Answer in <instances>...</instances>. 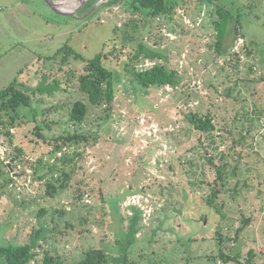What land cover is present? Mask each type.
I'll list each match as a JSON object with an SVG mask.
<instances>
[{"label": "rangeland", "instance_id": "374dc122", "mask_svg": "<svg viewBox=\"0 0 264 264\" xmlns=\"http://www.w3.org/2000/svg\"><path fill=\"white\" fill-rule=\"evenodd\" d=\"M109 1L57 4L62 14L46 0H0V90L16 80L32 97L18 110L13 142L0 136L10 156L24 152L18 164L8 160L13 180L0 163V245L28 242L42 229L40 264L47 251L71 264L92 248L107 250L109 264H238L225 262L222 248L243 264H264V0H168L175 7L160 16L132 0ZM221 9L240 19L243 30L237 37L231 26L224 43L239 57L217 51ZM133 20L140 40L124 37ZM140 41L147 49L136 58ZM67 44L70 56L60 51ZM102 52L119 89L110 110L79 87L87 59ZM156 63L178 70L180 84L139 90L127 67ZM78 99L89 104L83 123L70 115ZM190 112L211 114L213 135ZM79 132L98 140L71 148L82 152L76 170L48 194L53 175L45 173L57 163L49 140ZM209 155L227 163L222 212L207 201L218 186ZM36 166L45 179L34 177Z\"/></svg>", "mask_w": 264, "mask_h": 264}, {"label": "trees", "instance_id": "16d2710c", "mask_svg": "<svg viewBox=\"0 0 264 264\" xmlns=\"http://www.w3.org/2000/svg\"><path fill=\"white\" fill-rule=\"evenodd\" d=\"M118 1L120 0H111L109 1V4H115ZM132 3L140 10H148V13L152 16L163 15L172 11L173 7H175L174 5H171L168 0H132ZM219 13L221 19L220 21L216 22V29L218 31V42L216 44L217 51L222 56L229 54L231 56L236 55L239 57V52H233L232 50L225 52L224 43L227 34L230 32L231 26L235 29L236 36L238 37L239 28L241 27L240 29H242L240 19H234L235 17L228 10L221 9L219 10ZM234 20H236V22ZM132 23L133 24L131 26L134 27L135 31L127 32L124 34V37L135 41L136 39H139L136 37V32L138 31L139 26L134 20ZM124 26L128 29V24L123 25V27ZM241 35L244 36L245 34L242 32ZM139 45L141 50L139 54L135 55L136 58L141 57V53L147 49L143 41H140ZM61 49L62 50L60 51L66 52L65 56L74 54L73 50L69 48V44L63 46ZM76 55L84 59L82 54L75 52V56ZM238 59L240 60V58ZM127 69L131 72L133 76V82L137 85L139 90L149 89L153 86L177 87L181 82L178 70L169 69L166 65L160 63H156L151 67L141 70H138L134 66H129ZM117 85L115 72L109 66H107L104 52L98 54L94 58L87 59L86 73L80 76L79 87L82 92L88 95L91 104H104L109 107V110L113 108L117 94L119 92ZM31 103L32 97L26 90L20 88L16 80L12 82V84L0 90V126L2 125L7 127L6 130H2L0 128V136L4 139V142L7 139H9V142H13L15 134L11 128L15 127L17 118L20 116L18 110L23 105L30 106ZM88 113L89 104L82 99L76 100L70 111L71 119L78 123H83L86 120ZM6 115L9 116V118L7 120H3ZM188 117L200 131L213 135L214 131L216 130L214 117L211 114L201 115L199 113L190 112ZM33 121L35 122V120H32V122ZM35 128L38 135L46 139L44 134L41 132V126L37 124ZM91 138H93V143H96L98 140V134H86L84 132H79L74 134L60 135L58 137H54L52 140H49V143H51L53 147L51 154L55 156L57 163L51 165L49 172L45 173L53 175L52 178L47 181L48 194H53L58 189H64L67 187L73 172L76 170L77 160L82 156V152L72 155L70 154V150L73 146L80 145L82 142L86 145L89 144ZM17 150L18 153L12 156H10V150H8L5 158H3L0 153V163L6 166L7 174H9L11 180L14 179L13 173L15 165H10L8 160L16 159V164H18L20 162L21 155L24 154L20 148H17ZM58 152L62 153V155L58 156ZM207 158L210 164L216 167L218 175L216 179V184H218V186L213 187L209 197H207V201L212 207H215L219 212H222L217 200L219 196H221V193L227 191L224 182L228 175L226 171L227 163L218 164L210 155ZM40 162H42V159H40ZM67 166H70L71 170H68ZM55 171L57 174H59L57 177H55ZM35 176L38 180H43L46 177L44 174H41L39 166H36L34 170V177ZM80 195L82 196L83 193L81 192ZM251 220V217L245 218L244 224L248 225ZM246 225H243L238 229L237 235L235 237L236 241L239 239L240 233L244 230ZM39 231L37 234L33 233L31 240L28 242L0 245V264L2 261H6L7 264H40L38 263L39 253L37 248L39 247L38 239L43 236H41L42 229ZM217 238L219 240V246L222 248L225 238L221 231H219ZM44 239L46 238L44 237ZM256 255L257 253L252 250L247 262L252 263ZM109 257L110 256L107 250L103 248H92L86 251L83 257L71 264H109ZM220 257L223 258L225 262L235 259L238 261V264H243L240 261L239 256L231 257L223 251V248L220 249ZM61 260L62 259L59 255L54 256L47 251L41 264H64Z\"/></svg>", "mask_w": 264, "mask_h": 264}, {"label": "water", "instance_id": "95a60500", "mask_svg": "<svg viewBox=\"0 0 264 264\" xmlns=\"http://www.w3.org/2000/svg\"><path fill=\"white\" fill-rule=\"evenodd\" d=\"M46 1L50 4V6H51L55 11H57V12H59V13H62V14H63V13H64V14H68V13L62 11L61 9H59V7L57 6L58 3H57L55 0H46ZM13 161H14V159H13ZM13 161L9 162V164L11 165ZM11 170H12V169H11Z\"/></svg>", "mask_w": 264, "mask_h": 264}, {"label": "built area", "instance_id": "2783aa9c", "mask_svg": "<svg viewBox=\"0 0 264 264\" xmlns=\"http://www.w3.org/2000/svg\"><path fill=\"white\" fill-rule=\"evenodd\" d=\"M9 148L7 146L4 145V142L3 140H1L0 138V153L2 155V157L4 158V154H5V157H6V153L8 152Z\"/></svg>", "mask_w": 264, "mask_h": 264}, {"label": "bare ground", "instance_id": "6f19581e", "mask_svg": "<svg viewBox=\"0 0 264 264\" xmlns=\"http://www.w3.org/2000/svg\"><path fill=\"white\" fill-rule=\"evenodd\" d=\"M70 1V2H69ZM72 1H77V0H72ZM67 3H71V0H63V1H60L58 4L59 5H62V4H67ZM71 5V4H70ZM66 6V5H65ZM72 6V5H71Z\"/></svg>", "mask_w": 264, "mask_h": 264}]
</instances>
